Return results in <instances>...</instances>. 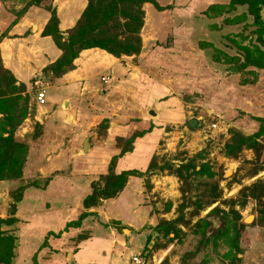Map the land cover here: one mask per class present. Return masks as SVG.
<instances>
[{
    "label": "rangeland",
    "instance_id": "1",
    "mask_svg": "<svg viewBox=\"0 0 264 264\" xmlns=\"http://www.w3.org/2000/svg\"><path fill=\"white\" fill-rule=\"evenodd\" d=\"M134 257L264 264V0H0V264Z\"/></svg>",
    "mask_w": 264,
    "mask_h": 264
},
{
    "label": "trees",
    "instance_id": "2",
    "mask_svg": "<svg viewBox=\"0 0 264 264\" xmlns=\"http://www.w3.org/2000/svg\"><path fill=\"white\" fill-rule=\"evenodd\" d=\"M82 37H84V38H82ZM82 37H80V39H78V37H77V39H75V38H73L72 40H71V42L72 43H74L75 45L76 44H78L76 41H78V42H81V43H85V42H90V40H89V37L88 36H82ZM96 43H98L97 41H96ZM73 45H71L70 46V48H65V52H64V59L68 62L69 61V66L71 67V68H73L74 67V64H73V61H74V59L78 56V54L83 50V49H86L85 47H81V49H80V51L78 52V50H77V52L75 53L74 51H73V48H71ZM92 46H100V47H102V48H105L106 49V47L103 45V44H94V45H92ZM110 50V49H109ZM110 53H112V54H115V53H113L111 50H110ZM116 56H118V54H115ZM66 57V58H65ZM63 60V59H62Z\"/></svg>",
    "mask_w": 264,
    "mask_h": 264
},
{
    "label": "crops",
    "instance_id": "3",
    "mask_svg": "<svg viewBox=\"0 0 264 264\" xmlns=\"http://www.w3.org/2000/svg\"><path fill=\"white\" fill-rule=\"evenodd\" d=\"M90 49H83L81 52L83 53V52H86V51H89ZM114 56V55H113ZM78 59V56L74 59V61H73V64H74V62H75V60H77ZM75 67V66H74ZM74 67L72 68V69H70V70H73L74 69ZM116 66H114V65H112V66H109L108 67V69L110 70L108 73H110V74H113V72H111V71H114L115 72V70H113L114 68H115ZM74 71V70H73ZM73 71H70V72H73ZM114 75V74H113ZM106 78H108V80H106V82L107 83H110V82H112L113 80H114V78L112 79L110 76H105ZM56 79V78H55ZM60 79H64L65 80V76L64 77H61ZM58 80V79H57ZM56 81V80H55ZM109 86V85H108ZM110 87V86H109ZM47 92H49L50 93V91L48 90ZM56 94H57V96H60V93L58 92V91H56ZM56 96V95H55ZM154 109V108H153ZM153 112V111H152ZM88 134H90V139H89V141H90V147L89 148H92V142H91V133H87L85 136H84V138H83V141H84V139H85V137L88 135ZM141 141V140H140ZM143 141V140H142ZM145 141V140H144ZM146 143V142H145ZM143 144V143H142ZM138 145H139V141H138Z\"/></svg>",
    "mask_w": 264,
    "mask_h": 264
},
{
    "label": "water",
    "instance_id": "4",
    "mask_svg": "<svg viewBox=\"0 0 264 264\" xmlns=\"http://www.w3.org/2000/svg\"><path fill=\"white\" fill-rule=\"evenodd\" d=\"M198 123H199V121H198L197 118H191L189 120V125L192 126V127L197 126ZM89 139H90V134H88L85 137L84 141H83V149H84V151H88L89 150V147H90V141H89Z\"/></svg>",
    "mask_w": 264,
    "mask_h": 264
},
{
    "label": "built area",
    "instance_id": "5",
    "mask_svg": "<svg viewBox=\"0 0 264 264\" xmlns=\"http://www.w3.org/2000/svg\"><path fill=\"white\" fill-rule=\"evenodd\" d=\"M105 80H108V78L104 77ZM37 98L40 101V103H44L46 101V92L45 91H39L37 94ZM141 261L138 257H134L133 264H140Z\"/></svg>",
    "mask_w": 264,
    "mask_h": 264
},
{
    "label": "bare ground",
    "instance_id": "6",
    "mask_svg": "<svg viewBox=\"0 0 264 264\" xmlns=\"http://www.w3.org/2000/svg\"><path fill=\"white\" fill-rule=\"evenodd\" d=\"M233 169V168H232ZM231 173V170L228 172V174H230ZM251 219V218H250Z\"/></svg>",
    "mask_w": 264,
    "mask_h": 264
}]
</instances>
